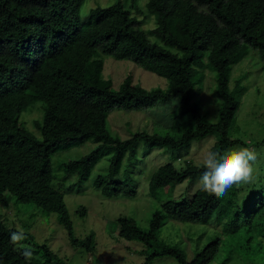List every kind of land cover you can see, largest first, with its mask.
<instances>
[{"label": "trees", "instance_id": "16d2710c", "mask_svg": "<svg viewBox=\"0 0 264 264\" xmlns=\"http://www.w3.org/2000/svg\"><path fill=\"white\" fill-rule=\"evenodd\" d=\"M83 2L0 0V204L19 200L37 187L51 186L52 154L88 140L95 143L94 148L65 166L83 182L95 163L109 155V182L104 183L103 176L94 180L105 196L111 194L113 178L120 172L123 159L134 156L139 141L149 148L180 149L196 137L217 134L220 138L210 150L217 153L219 145L242 143L227 138L229 120L237 107L229 88L230 72L247 48L264 54V0H147L146 10L156 22L150 30L153 39L121 0L92 8L86 21L80 16ZM130 2L136 8L137 0ZM196 5L203 9H195ZM205 54L216 71L218 91L226 100L217 122H210L192 100V78L195 68H203ZM104 55L132 61L164 77L167 86L145 89L128 75L115 88L112 80L103 76ZM174 97H179L180 114L194 121V130L161 135L140 131L123 139L107 128L113 109L138 110L147 101L165 103ZM38 100L43 102V112L34 125L41 138L20 120L21 113ZM260 143L264 144V138ZM200 165L190 161L181 169L171 162L159 165L149 177V195L156 197L166 186L199 178L204 171ZM235 188H229L220 198L198 187L188 201L165 200L153 211L146 230L134 219L119 216L117 236L141 242L145 246L141 252L148 254V250L156 251V234L166 218L207 224L214 215L224 216L227 220L221 227L222 240L216 237L207 242L180 264H209L217 249L222 251L217 264H224L232 251L239 250L264 258V193H253L241 207L233 198ZM121 192L126 197L136 196L127 171ZM35 207L45 215L56 214L72 245L94 250V232L81 239L74 236L61 191L53 189L44 205ZM85 211L84 207L78 209L81 216ZM13 232L22 233L0 220V264H20L23 249L31 251L32 264H61L46 244L34 242L28 232H23L21 241L13 242ZM150 259L145 258L141 264H149Z\"/></svg>", "mask_w": 264, "mask_h": 264}, {"label": "rangeland", "instance_id": "374dc122", "mask_svg": "<svg viewBox=\"0 0 264 264\" xmlns=\"http://www.w3.org/2000/svg\"><path fill=\"white\" fill-rule=\"evenodd\" d=\"M117 0H84L80 7L82 21L90 18V10L94 7L108 6ZM124 7L141 21V28L153 39L150 30L155 27L153 16L146 10L147 0H137L136 8L130 5V0H121ZM195 9L202 10L201 5ZM264 35V31H263ZM173 51L176 49L171 48ZM203 68H195L193 75L192 100L197 102L200 112L210 122L220 120L225 111L226 100L218 91L217 74L209 65L206 54L202 58ZM264 54L252 47L245 50L243 58L232 66L229 88L237 100V107L229 120L228 139H240L241 144L219 145L218 151L224 154L227 150L241 146H252L259 153L257 166L261 176L258 185L237 187L233 195L236 204L243 207L255 192L264 193ZM130 76L132 82L145 89L165 88L167 80L153 72L147 71L132 61L117 60L104 55L103 76L112 80L113 86L118 87L125 76ZM43 102L38 100L27 110L23 111L20 120L28 130L38 138L34 121L42 116ZM107 128L113 136L131 137L133 134L145 131L159 135L168 132L182 134L194 130V121L189 115L180 114L179 97L168 102L147 101L138 110L113 109L107 118ZM217 134H209L203 138L196 137L180 149L166 147L149 148L139 141L135 146L134 156L129 160L123 159L120 172L113 178L115 182L111 194L105 196L94 185L98 176L104 177V183L109 182V155H103L92 167L89 178L79 182L76 173L69 171L65 163L77 159L95 146L88 140L78 146L60 149L51 156L53 181L51 186H40L19 200L11 199L9 204H0V220L8 227H14L20 232H28L33 241L46 244L61 264H141L145 258H151L149 264H180L181 260H189L207 242L219 237L222 240L221 227L226 217L214 215L207 224L186 222L166 218L158 230L157 249L148 254L142 253L145 246L136 240H126L117 236L118 224L116 219L125 216L134 219L137 225L146 230L153 211L168 199L185 200L192 198L199 187L197 181L186 179L182 183L166 186L156 197L148 192V180L151 173L161 164L171 162L178 169L185 163L202 164L203 157L211 150ZM131 177L132 187L136 190L135 197H126L121 192V182L124 172ZM53 189L63 193V199L73 226L74 236L83 238L89 232L95 234L93 251L72 245L63 225L59 223L55 213L45 215L40 208L49 199ZM234 201V202H235ZM79 207H84L86 213L81 216ZM232 211L235 209L233 205ZM32 239L28 240L29 245ZM25 248L23 244H16ZM223 246V245H222ZM222 251L217 249L209 264L220 261ZM264 258L258 254L248 255L244 250L232 251L224 264H263ZM20 264H32L31 256H23Z\"/></svg>", "mask_w": 264, "mask_h": 264}, {"label": "clouds", "instance_id": "9594fccd", "mask_svg": "<svg viewBox=\"0 0 264 264\" xmlns=\"http://www.w3.org/2000/svg\"><path fill=\"white\" fill-rule=\"evenodd\" d=\"M259 159V153L252 146L230 149L224 154L208 151L200 165L204 171L197 181L199 190L220 198L233 186H259L261 176L257 166ZM23 238V233L19 232H13L11 236L13 242L21 241ZM22 254L31 256V251L23 249Z\"/></svg>", "mask_w": 264, "mask_h": 264}, {"label": "built area", "instance_id": "2783aa9c", "mask_svg": "<svg viewBox=\"0 0 264 264\" xmlns=\"http://www.w3.org/2000/svg\"><path fill=\"white\" fill-rule=\"evenodd\" d=\"M86 264H90V263L86 262Z\"/></svg>", "mask_w": 264, "mask_h": 264}]
</instances>
